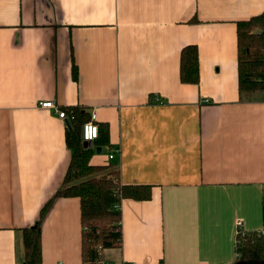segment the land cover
I'll return each instance as SVG.
<instances>
[{"label":"crops","instance_id":"1","mask_svg":"<svg viewBox=\"0 0 264 264\" xmlns=\"http://www.w3.org/2000/svg\"><path fill=\"white\" fill-rule=\"evenodd\" d=\"M263 12L264 0H0V264H23L22 231L52 199L42 263L85 264L80 199L56 197L67 121L48 101L96 114L112 149L92 143V163L151 186L122 201V247L102 264H233L236 222L264 227V92L240 97L237 47V22ZM187 46L199 84L180 80Z\"/></svg>","mask_w":264,"mask_h":264},{"label":"trees","instance_id":"2","mask_svg":"<svg viewBox=\"0 0 264 264\" xmlns=\"http://www.w3.org/2000/svg\"><path fill=\"white\" fill-rule=\"evenodd\" d=\"M237 38L239 94L245 99L264 92V12L237 22ZM72 73L77 81L78 69L74 61ZM180 80L185 84L200 83L196 46H187L181 52ZM62 109L68 117L65 140L72 151V159L56 197L80 199L83 261L85 264H102L105 249L122 247V201L151 199V186L123 185L115 164L94 165L91 159L95 150L84 147L82 133L91 114L79 106ZM99 129V138L93 144L112 149L109 126L100 123ZM52 201L42 209L39 221L22 231L23 264H43L41 221ZM236 253L233 264H264V238L256 232L237 237Z\"/></svg>","mask_w":264,"mask_h":264},{"label":"built area","instance_id":"3","mask_svg":"<svg viewBox=\"0 0 264 264\" xmlns=\"http://www.w3.org/2000/svg\"><path fill=\"white\" fill-rule=\"evenodd\" d=\"M154 102L161 103V101L158 99H154ZM39 106L44 109L54 110L60 119L67 121V125H68V117L66 112L62 108H60L57 104H55V102H51V101L40 102ZM82 133H83L84 142L86 141L93 143L95 140L99 138L100 129H99V124L97 123L96 114L94 113L91 114V119L83 125ZM119 153L120 150H115L114 153L109 155V160L110 161L113 160L115 155H118ZM246 233L248 232H246V230L244 229V221L241 219L238 220L236 222V245H237V237L244 236ZM256 233L258 236L264 238V227L261 230L257 231Z\"/></svg>","mask_w":264,"mask_h":264},{"label":"water","instance_id":"4","mask_svg":"<svg viewBox=\"0 0 264 264\" xmlns=\"http://www.w3.org/2000/svg\"><path fill=\"white\" fill-rule=\"evenodd\" d=\"M84 147H92V143H90V142H84ZM100 152V151H99Z\"/></svg>","mask_w":264,"mask_h":264},{"label":"rangeland","instance_id":"5","mask_svg":"<svg viewBox=\"0 0 264 264\" xmlns=\"http://www.w3.org/2000/svg\"><path fill=\"white\" fill-rule=\"evenodd\" d=\"M261 94V93H260ZM263 94V93H262Z\"/></svg>","mask_w":264,"mask_h":264}]
</instances>
